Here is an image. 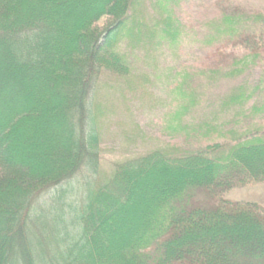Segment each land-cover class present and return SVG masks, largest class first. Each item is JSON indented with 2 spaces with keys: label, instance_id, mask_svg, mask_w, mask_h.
<instances>
[{
  "label": "trees",
  "instance_id": "trees-1",
  "mask_svg": "<svg viewBox=\"0 0 264 264\" xmlns=\"http://www.w3.org/2000/svg\"><path fill=\"white\" fill-rule=\"evenodd\" d=\"M197 1L0 0V264H264V206L226 197L264 183V12ZM142 55L169 100L107 160Z\"/></svg>",
  "mask_w": 264,
  "mask_h": 264
},
{
  "label": "rangeland",
  "instance_id": "rangeland-1",
  "mask_svg": "<svg viewBox=\"0 0 264 264\" xmlns=\"http://www.w3.org/2000/svg\"><path fill=\"white\" fill-rule=\"evenodd\" d=\"M196 3L200 5L188 7L190 13L195 16L212 14V1L206 0L204 4L202 1ZM229 3L238 8L264 12V0H229ZM103 21L101 20V23ZM261 45H264V33L261 37ZM191 52L190 49H186L179 51V54L183 55V61L192 59L191 62L194 63L198 52ZM141 58L143 59V55ZM172 59L170 55L158 58L157 63L143 59L142 63L137 64L138 69L145 75V80L141 81L144 83L143 86L134 92L112 97L105 93L100 95L101 102L107 103L114 109L112 113L114 121L104 119L103 123L105 133L103 150L107 160L140 152L153 146L154 134L159 129L161 117L169 100L166 89L169 82L167 72ZM75 194L76 191H72L68 200ZM226 197L235 201H254L264 206V183L236 187L227 192Z\"/></svg>",
  "mask_w": 264,
  "mask_h": 264
}]
</instances>
